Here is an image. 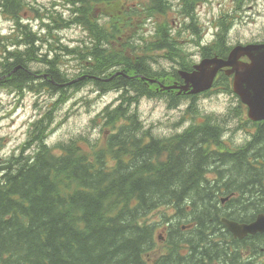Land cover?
Wrapping results in <instances>:
<instances>
[{
	"label": "trees",
	"instance_id": "obj_1",
	"mask_svg": "<svg viewBox=\"0 0 264 264\" xmlns=\"http://www.w3.org/2000/svg\"><path fill=\"white\" fill-rule=\"evenodd\" d=\"M64 1L73 6L74 18L50 12L46 18L51 25L42 33L52 36L77 22L89 32L91 38L82 46H57L77 60L75 76L80 74L81 80H72L74 76L62 70L61 54L49 55L53 41L47 45L28 26L19 25L16 43L3 45L0 55V77H7L0 85L37 93L49 87L50 96L57 97L32 124L20 151L0 162V264H200V259L217 262L234 256L242 242L233 239L222 219L248 223L264 214V123L252 126L243 120L241 125L253 130L247 144L226 153L225 125L243 119L240 102L227 118L207 116L170 138L146 129L135 109L142 98L165 100L171 109L184 99L146 81L181 82L178 68L191 71L193 65L172 60L178 43L169 27L155 32V42L139 37L132 43L127 37L126 45L121 43L136 26L135 19L164 14L166 1L150 0L151 5L125 12L123 19L115 16L121 11H111L112 18L104 24L92 20L95 0ZM183 1V12L195 28L196 7L205 0ZM14 2L19 1L0 0L1 10L21 18L22 9L10 5ZM140 41L144 45H133ZM129 48L136 53L135 62ZM156 51L178 65L167 68ZM34 62L48 73L41 84L29 66ZM119 70L124 75L115 76ZM86 83L101 94L119 93L115 106H107L92 121L101 138L81 135L51 145L58 105ZM219 85L232 93L229 79L218 80ZM187 111L198 113L194 106ZM225 159L236 172L227 174L226 182L220 172L208 178L206 171H220ZM162 209L166 212L161 214V227L150 218ZM164 226L162 241L157 234ZM161 244L165 250L158 253Z\"/></svg>",
	"mask_w": 264,
	"mask_h": 264
},
{
	"label": "rangeland",
	"instance_id": "obj_2",
	"mask_svg": "<svg viewBox=\"0 0 264 264\" xmlns=\"http://www.w3.org/2000/svg\"><path fill=\"white\" fill-rule=\"evenodd\" d=\"M57 1L62 6L57 8V6H55ZM147 1L148 0H96V6L91 9V17L94 22L96 19H99V23L104 24L107 20H109V15H112L111 11H121L120 14H116L115 16H119V19H123L125 11H141L138 8L142 5L143 9L144 6L147 5ZM26 3L34 7L38 6L37 10L45 17L48 14L50 15V12H46L47 10L56 13V8L58 13L62 14L69 20H72L75 16V13L69 9V6L66 3L63 5V2H59V0H26ZM225 6H229L228 0H213L208 7L207 3L201 4L197 8L198 16L196 22H199V25L202 26V28L206 26V30H208L209 11L212 10L217 12L221 8L225 9ZM27 7L28 6H26V8ZM26 8L24 11L28 12V15L25 16L24 12H22L20 21H23L25 24L31 23L35 26V28L38 27L39 30L41 29V25H47L49 22L47 21V18L44 16L38 17L35 13ZM177 18V12L172 9L167 11L164 16H158L156 19L143 18L141 21L136 20L137 24L134 29L128 32L126 36H124L125 33L122 35L124 36L123 41L128 37L130 42H133L135 38H141V36L146 41H151L158 23H168L170 25L176 22L179 24L180 22ZM16 26L17 19L4 13L0 9V40L2 43L8 44L15 41L13 31ZM253 26L254 24L243 26L238 25L232 38L235 39L244 34L249 35L254 29ZM66 27L67 28L60 31H54L52 36H47L44 40L48 42L53 41L49 50H52L54 54H61L62 70L68 73L70 77L74 76L72 80L77 78L80 79L82 78L80 74L75 76V74L79 72L80 67L77 60L73 57L67 56L66 53L60 49L57 50V46H68L70 48L82 46L84 42H89L91 36L89 32L78 22L75 25L69 23ZM204 33L206 34L207 32ZM5 37H9V39L4 40ZM180 38L183 39L180 45H182L181 47L184 48L183 51H185L188 55L179 56L178 50H175L174 54L176 57L172 60L187 64H189L188 62L192 64L199 63L201 60L199 57V46L196 42H192L194 40L193 35H186L182 32V37ZM55 39H59V41L57 42ZM119 41H121V39H119ZM59 42L61 44H59ZM125 43L127 42L124 41L121 43V47L126 45ZM140 44L144 45L141 41L133 45L140 46ZM52 45L53 48L51 49ZM134 46H132V48ZM132 48H129L131 49L130 57L133 58V62H135L137 57L136 53L133 51L134 49L132 50ZM2 52L3 48L0 49V55ZM163 54V52H158V61L160 63H163L167 68L172 67L173 65H178L176 62L165 61L161 56ZM29 66L30 69L34 71H45L43 64L34 62ZM155 67L157 69L159 68L158 66ZM3 81H5V79H1V82ZM222 86L223 85H219V87H216L215 89L217 90L213 94H210L209 96H201L195 101L184 99L180 107L176 109L169 108L165 100L151 98H142L135 109L137 110L146 129H151L153 133L159 136L174 135L178 132H182L193 123H203L207 116L226 117L231 109L239 106V99L235 96V94L229 93L226 91L225 87ZM14 90V88L0 86V162L20 151L22 145L25 144L28 139V132L32 124L40 118L49 108L48 106H50L53 101L57 99V97H51L48 92L38 94L30 89H26L21 91L23 94L19 95L14 93ZM118 95V92L113 91L101 94L93 88L92 83H86L80 88L73 90L70 100L67 103H60L58 105V109L55 111L53 121L54 125H52L53 130L49 134L48 142L51 145H55L59 142L67 141L72 137H78L81 135L89 137L91 140L101 138L102 135L100 128L93 129L91 126L92 121L100 112H102L103 109L106 108V106L113 107L112 105L116 104V98ZM191 106H194L198 112L197 114H187V109ZM191 117H194L195 119H192ZM240 119H233L225 125L226 129L225 137L223 139V150H238L240 145H242L246 140L243 132L244 128L238 127L241 125L243 120L246 119V114L244 113L243 119ZM241 126L248 127L249 125ZM163 212H166V209L155 212L150 220L152 222H160L162 227L163 219L161 218V214ZM166 233L167 229L164 226L163 231L159 228L157 236L158 238L160 236L164 239ZM164 250L165 246L161 244V246L158 247V253L164 252ZM256 264H264L263 252L256 255Z\"/></svg>",
	"mask_w": 264,
	"mask_h": 264
},
{
	"label": "flooded vegetation",
	"instance_id": "obj_3",
	"mask_svg": "<svg viewBox=\"0 0 264 264\" xmlns=\"http://www.w3.org/2000/svg\"><path fill=\"white\" fill-rule=\"evenodd\" d=\"M17 3H12L10 5L14 6L12 9H22V4H26V0H18ZM213 0L207 2V7ZM229 6H225V9H220L217 12L212 10L209 11L208 15V27H205V32H207L203 38L201 43V48L203 49V54L199 53L200 59H228L230 54L232 53L233 49L238 45H256V46H264V0H228ZM96 2L93 3V7ZM21 6H18L20 5ZM79 4V3H78ZM57 8L62 5H56ZM4 6L0 3V9ZM38 7V6H37ZM56 8V9H57ZM26 9L29 11H36L32 5H29ZM55 9V10H56ZM28 15V12H25V16ZM178 19V18H177ZM254 24V29L251 31L249 35H242L241 37H237L235 39L232 38L233 33L236 31V27L238 25H250ZM262 25V26H260ZM175 26V27H174ZM181 24L176 22L173 23V35L177 36L178 38L182 37V32L180 30ZM184 34H190L189 30L184 32ZM42 40H44V36L42 35ZM180 41H183L181 39ZM179 43V41H176ZM45 43V40H44ZM50 54V52H49ZM242 63H248L249 58L243 57L241 58ZM33 76L42 80L46 78L48 74L45 71H34ZM35 73V74H34ZM231 73L229 70L224 69L220 74L222 76H226L230 80L233 79L234 74ZM42 78V79H41ZM48 79V78H47ZM49 87H44L43 92H46ZM224 168L222 174H231L232 172H236L235 170L232 171L231 168H228L226 159L224 160ZM254 222V218L252 219ZM258 238H263L264 235L258 236H248L241 240L242 246L244 248V252L242 249L234 250V256H230L226 260L217 261L216 264H254V245L256 242L254 240ZM234 239V238H233ZM235 240V239H234ZM237 241V240H236ZM253 241V242H252ZM256 246V245H255ZM257 247V246H256ZM237 250L239 253L237 254ZM264 252V249H262ZM191 260V258H189ZM200 264L208 263L205 259H200Z\"/></svg>",
	"mask_w": 264,
	"mask_h": 264
},
{
	"label": "water",
	"instance_id": "obj_4",
	"mask_svg": "<svg viewBox=\"0 0 264 264\" xmlns=\"http://www.w3.org/2000/svg\"><path fill=\"white\" fill-rule=\"evenodd\" d=\"M247 56L251 63L241 64V57ZM224 68H231L235 74L234 93L248 107V117L254 122L264 121V46H239L234 49L229 60L208 59L194 67L193 72H181L186 85L183 87H164L165 90L180 89L191 95H198L212 89L218 73ZM228 229L236 238L264 233V215H260L252 224H239L224 220Z\"/></svg>",
	"mask_w": 264,
	"mask_h": 264
},
{
	"label": "bare ground",
	"instance_id": "obj_5",
	"mask_svg": "<svg viewBox=\"0 0 264 264\" xmlns=\"http://www.w3.org/2000/svg\"><path fill=\"white\" fill-rule=\"evenodd\" d=\"M72 30V29H71ZM204 39V38H203ZM191 57V56H190ZM166 61V60H165ZM168 65V64H167ZM46 99V98H45ZM99 135V134H98ZM203 145V144H202ZM263 168V167H262ZM204 189V188H203ZM202 192V191H201ZM190 195V194H189ZM189 198V197H187ZM192 198V197H191ZM197 200V199H196ZM214 201V200H213ZM252 213V212H251ZM244 214V213H243ZM253 242V241H252Z\"/></svg>",
	"mask_w": 264,
	"mask_h": 264
}]
</instances>
